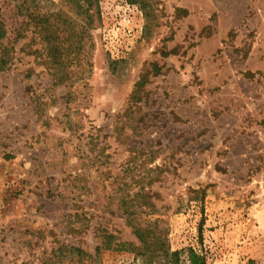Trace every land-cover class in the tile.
Returning <instances> with one entry per match:
<instances>
[{
	"label": "rangeland",
	"instance_id": "1",
	"mask_svg": "<svg viewBox=\"0 0 264 264\" xmlns=\"http://www.w3.org/2000/svg\"><path fill=\"white\" fill-rule=\"evenodd\" d=\"M0 24V264H264V0H0ZM145 226L168 255L96 254Z\"/></svg>",
	"mask_w": 264,
	"mask_h": 264
},
{
	"label": "trees",
	"instance_id": "2",
	"mask_svg": "<svg viewBox=\"0 0 264 264\" xmlns=\"http://www.w3.org/2000/svg\"><path fill=\"white\" fill-rule=\"evenodd\" d=\"M55 15H57V13ZM85 18L86 17H84V19ZM47 27H48L47 29L49 30L50 34L46 38H48L49 40L50 39L54 40L55 38H57V36L54 34L55 32L53 30V25L51 24V26L48 25ZM84 30L85 29L82 28L80 32L81 35L85 32ZM4 38H5V29L4 27H2V24H0V70L5 69V67L12 60V56H11L12 48L9 47L6 42H4ZM51 51H52V54H54L55 56L60 55L58 48L55 46L51 47L50 53ZM50 66L52 68L58 67L59 72H63L65 77H67L66 74L68 73V68L71 67L70 64L68 65L62 62H52L50 63ZM69 72H70L69 77H71L72 75L71 70ZM142 84H143V81L140 80V82L137 83L136 86H141ZM145 204L146 202L143 205ZM123 213H125L128 217H130L135 213V210L134 209L129 210L128 208H126L123 211ZM133 232H134L136 239L138 240L137 244H133L132 242L114 243V237L112 235L107 234L104 230H101L103 238H106V241L100 242V246L98 245V247H96V254L99 252L100 248H106V249L112 248V243L114 245L113 248H117L120 250L130 249V250L135 251L137 255H142L145 253H151L154 256H157L159 254H165V255L169 254L168 247L166 246V242L164 241V237L160 236L153 229H151V226L150 227L145 226L144 228L136 227L133 229ZM76 251L81 256L79 258L80 264L83 263L82 261L84 257H87L89 260L92 259L91 255L86 254L81 249H77ZM173 254H176V253H173ZM95 258L96 257H94L93 260ZM189 259H190L191 264H204L203 259H201V257H199L197 254L193 252L190 253Z\"/></svg>",
	"mask_w": 264,
	"mask_h": 264
}]
</instances>
